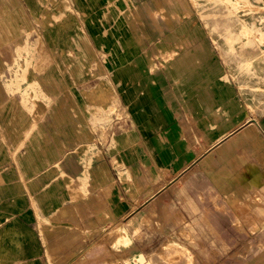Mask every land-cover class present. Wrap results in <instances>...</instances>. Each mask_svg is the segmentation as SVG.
<instances>
[{
	"label": "crops",
	"instance_id": "obj_1",
	"mask_svg": "<svg viewBox=\"0 0 264 264\" xmlns=\"http://www.w3.org/2000/svg\"><path fill=\"white\" fill-rule=\"evenodd\" d=\"M109 3L0 0V264H74L106 242L112 251L120 226L143 242L149 226L199 225L202 238L183 241L231 250L189 244V256H243L242 211L264 220L260 81L230 78L190 27L118 40L129 31L91 20ZM210 194L224 217L181 218V202L210 209ZM249 258L237 264H264V249Z\"/></svg>",
	"mask_w": 264,
	"mask_h": 264
},
{
	"label": "rangeland",
	"instance_id": "obj_2",
	"mask_svg": "<svg viewBox=\"0 0 264 264\" xmlns=\"http://www.w3.org/2000/svg\"><path fill=\"white\" fill-rule=\"evenodd\" d=\"M166 3L171 19L168 22L163 18V6L157 0H110V3L100 11L92 13V21L95 25L116 27L117 32L129 31V34L122 31L118 34V40L132 42L134 47L140 43H151L157 39L153 32H165V38L170 36H181L183 34H172V31L179 28L186 31L192 29L200 42H206L213 50L215 57L223 59L230 78L240 81L241 85L245 78L251 77L260 81V87L264 91V0H160ZM83 17V16H82ZM162 35V34H161ZM160 35V36H161ZM104 36V35H99ZM160 41V39L158 40ZM34 50H22V58L25 65H21V73L27 72L33 59ZM166 51V50H164ZM155 61H162L165 57L157 50H150ZM159 53V55H158ZM242 55V56H241ZM187 185V184H186ZM195 186V184H193ZM197 186V185H196ZM203 188V187H202ZM207 200H202V206L210 209L195 208L198 204L181 202V218H215L224 217L227 210L213 195H207ZM213 207V208H212ZM245 216L244 224V254L237 257H194L189 256V244L193 248L208 251L212 246L216 247L217 255H222L228 247L214 245V243H189V235H204V227L199 225L185 224L181 226H149L146 232V240L143 242L126 241L124 228L121 226L110 234L112 251L109 244H102L94 256L86 253L74 264H237V259L247 262L252 254L264 249V220L252 217L243 210ZM184 220V219H183ZM134 233H136L134 231ZM183 234L186 238L179 241L178 235ZM184 237V236H183ZM204 237V236H203ZM116 238V239H115ZM160 240H157V239ZM108 240V236L106 237ZM164 240V241H163ZM133 245L143 246L146 251L131 252L126 256L124 247ZM146 246V247H145ZM231 243H229V250ZM140 249V247H139Z\"/></svg>",
	"mask_w": 264,
	"mask_h": 264
},
{
	"label": "bare ground",
	"instance_id": "obj_3",
	"mask_svg": "<svg viewBox=\"0 0 264 264\" xmlns=\"http://www.w3.org/2000/svg\"><path fill=\"white\" fill-rule=\"evenodd\" d=\"M242 56V55H241Z\"/></svg>",
	"mask_w": 264,
	"mask_h": 264
}]
</instances>
